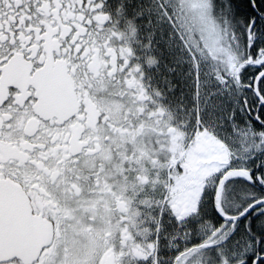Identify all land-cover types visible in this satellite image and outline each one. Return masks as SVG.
I'll return each mask as SVG.
<instances>
[{
    "label": "snow or ice",
    "instance_id": "1",
    "mask_svg": "<svg viewBox=\"0 0 264 264\" xmlns=\"http://www.w3.org/2000/svg\"><path fill=\"white\" fill-rule=\"evenodd\" d=\"M0 264H264V0H0Z\"/></svg>",
    "mask_w": 264,
    "mask_h": 264
}]
</instances>
